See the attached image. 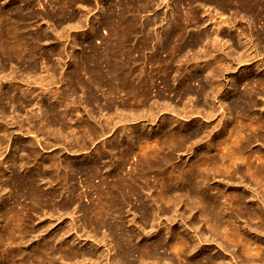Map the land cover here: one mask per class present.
Masks as SVG:
<instances>
[{"label": "bare ground", "instance_id": "1", "mask_svg": "<svg viewBox=\"0 0 264 264\" xmlns=\"http://www.w3.org/2000/svg\"><path fill=\"white\" fill-rule=\"evenodd\" d=\"M39 1L38 4L39 7H41L42 5L40 6V4L42 3H40ZM107 1H108L107 2L108 7L103 3L99 4L100 2L99 1L97 2L96 0L97 2L96 7H98L100 11L98 15L99 17H97L96 21L95 19H92L95 21V23H93L91 26H88L87 30H85L84 28L85 26L83 25L84 26L83 29L86 32L82 33L81 31V34L80 35L78 34L79 36L85 34V38L88 36L90 37L89 38L90 40L87 43L88 44L87 47H89L88 48L89 50H86L87 48L85 47L84 48L81 47L83 48V50H81L79 44H77V39L75 37L74 38L70 37L71 32L70 34L67 35L66 38L63 37L65 40L67 39V41L68 39H70L69 41V44H71L70 46L73 48L74 52H76V50L79 49L78 53L80 54H76L73 52L69 55L70 63L68 64V66L70 65L69 67H72V69L69 68L70 70L66 71V73L64 72L66 77H63L64 75H62L63 73L62 71H59L61 72L60 73L61 77H58L57 82L60 81L59 83L62 82V84L64 85L63 87L62 85L60 86L62 90L59 88V86L58 88L56 87L57 89H55L54 91H51L53 90L52 88L51 90H49L52 84L56 82L55 80L57 77L55 79L54 77H51L48 81L46 80L47 82H45V78L47 79V77H40L39 78L40 81L36 77L34 80L32 79L33 81L28 80L30 83L32 81L33 86L34 83L39 86V89H41L39 92H36L35 90L38 87L37 88L33 87L35 89L30 87V89L27 90L28 92H25L27 88L26 89L22 88L23 89L22 90L21 87L20 88L18 87L19 84L16 83H15L16 87L14 85L10 86L11 92H9L10 88L8 92H6V90L3 89V83L0 84V146L3 144L6 145V150L8 149V147L10 149L13 148L12 153H10V155L7 154V156L5 157L2 156L5 154V151L3 150L4 154L0 152V156L3 157V158L0 157L1 158L0 173L5 172L4 177L6 176L5 177L6 179H4L5 182L2 183L1 181L0 185L2 187L3 184V188H4V185L7 186V184L11 183L13 189L15 190L14 192H16L14 195L8 197L6 200L0 201V218L1 220L6 221L5 222L6 225L4 227L5 231L0 233V246L3 239L6 240V243H8L7 240L11 241L12 243L13 241L16 240L18 241L15 243V246L12 244L11 246H9L10 244L8 246L5 245L6 246V247L4 246L5 249L2 250H1L2 246L0 247V255H1L0 261L1 262L3 260L6 262L14 261L17 258L18 259L17 264H32V263L58 264L59 260L64 262L63 264H66L69 261H76V263L77 261H79V263L80 261L82 262L85 261V264L86 262L87 264H264V193H262L261 196L257 195L261 200V205H260L254 202L253 199H250L249 202H246L247 195L244 193L245 191L244 192L232 191L226 194L223 193L221 189L217 188V191L215 189V193H213L212 189L214 188V186L210 187V185L208 184V182H210L208 179L209 178L208 176H210L209 174L210 168L211 170L213 169L215 171V168H217V170H221V167L223 168V170H226L227 172L229 171L230 174H232V176L238 174L239 171L242 168H244L246 169L245 173H248L249 176H251L252 178H254L253 176H255L256 179L258 180V178L261 177L260 175H264V153H263L264 151H262L261 149L258 150L254 149L255 151L253 153L251 152L253 155L249 153L251 157L254 156L253 158H255V160L253 161H251L250 159L239 160L238 158H235L233 159L234 161L233 160L231 161L230 155L224 154L220 157L226 159L221 160L220 164L217 163V161L214 162L216 163V167L213 166V164L211 165L214 168L212 167L209 168L208 165L201 166L199 164L195 166L194 165L189 166L188 167L189 169L187 170H184L185 168L184 167L183 170H181V172L179 171L180 174L177 173L179 175L177 174L172 175L171 172H169L171 176H169L168 178L166 175L168 180H165L164 182H162L163 180L162 181L160 180V182L158 181L159 183H161V186H159L160 184H158L157 182L159 186L158 188L160 189L159 190L155 189L156 191H158L157 193L153 194L155 195V197H153L152 194L151 196H148L149 192L152 190L150 181H153L152 179L151 180L149 179L150 170L152 168L154 169V167H156L155 169L157 168L162 169L163 166L165 167L168 164H170L172 161L170 160L169 154L174 152L175 149L177 148H179L178 150H180V148L184 147V144L186 143L185 140L188 139L189 135L191 138L192 135L191 132H183L180 130V128L182 127L180 126L181 124L174 125L173 124L174 122H169L168 124L165 122H164L165 124L163 122L162 123L160 122V124L157 125L158 127L155 130L151 128L148 131L146 130L145 133H144L145 130L140 132V130L144 129V126H146L145 123L144 126H142L143 125L142 124L140 128L136 126L129 128L130 137L125 136L127 137L128 142L134 144L133 141L136 140L138 145H140V143L142 142L143 143L155 142V143L151 144L152 146L148 144L149 145L148 150L143 151L142 148L141 152L139 153L136 152V155L139 154V157H136L137 159L139 158V160L137 163L136 161L133 162V164L135 163V165L131 169L129 168L133 165L131 166L128 165L130 167L128 168L127 166L129 170L126 173L124 172V165L127 160L126 158L133 153L134 145L133 147H129L127 145L125 148L122 147L123 149L120 152L121 156H119V158H121V161L114 160L112 158L111 159L109 158V160L105 159L104 162H106L108 166L106 170L109 172V177L112 178L111 179L112 182H109L107 180L108 177H106V174L108 172L105 174L106 178L104 179H101L102 175H100L101 183L105 185L103 189L97 186L95 187V185H93L92 182V179L97 177L101 169L100 168L101 164L99 166L98 165L99 163L97 164V162L101 161L106 156V153L108 155V152H112L114 149H118L119 146L120 147L124 146L123 143L124 139H120V138L118 140L115 139L116 140L115 142H117V144L114 143V141L113 142L108 141L107 144L106 140L105 141L103 140L104 141L103 145L99 144L101 147L98 146L92 152L89 151V153H87L85 158L80 161L74 160L71 162L66 157L62 158L58 154L54 152H50L51 150L48 151L47 149L49 146L47 147L46 150H44V148L47 145L43 147V144L48 140L44 141L42 139H44L43 137L46 135V133L47 134L49 133L50 135L52 134L50 133V131L54 129V126L56 124L60 125L61 128L60 127L59 128L62 129V131L67 128L70 131H72L73 129H74L73 131H76V129L78 128L79 131L82 132V134L81 135L79 134V136H77L74 140L72 137L73 142H71V144H68L70 146L69 148H77L76 150H74V152L76 153L79 150L86 149L87 141L92 143L93 139H95L96 136L101 137L102 135H105L104 132L105 130L107 131V129L113 128V126L108 127L109 121L107 116H106L107 120L104 121L105 123L107 122L108 124L106 123L107 125H104L102 123L101 120L103 116L101 115L102 117L100 119V116L98 115L103 114V112H106V114H112V115L115 114L114 116L112 115L109 116L111 123L114 124H118L119 122L125 120L129 116H133V118H136L137 116L139 118L140 115L146 112L145 111L140 114L138 110H140L141 107L142 108L148 107L149 108L148 110L150 111V113L149 111L148 113L153 118L154 114L156 113H154V111L152 112L153 110L152 105H155L156 103L151 105L150 100L152 101V97L154 96L155 93L154 91H156L155 96L157 97V99L161 101H164L165 99L167 100L168 94L166 95L165 92L175 93V96L177 98H180L179 101H181L184 98H191L196 94L195 95L196 100L193 101L194 103L192 109L190 108L191 111H187V112H189L190 114V112L193 113L194 112L193 110H196L200 114L201 111L203 114V115L201 114V116H203L202 118L208 116H211L212 118L211 108L209 109L203 108L202 110H198V109H199V105L201 104V99L207 102V96L213 94L216 88H218V86H216L217 84L215 85V81L213 82L210 79V77H213L216 73L220 72V70L218 71L216 70L217 67L215 68L213 64L215 65V62H217L218 64L223 63L221 65L225 67L224 65L229 66L228 62H231V60H238L240 62L244 59L243 57L246 55L252 57L250 56L251 55L250 50L252 45L249 46V43L250 44L252 43L251 41L248 42L246 40L244 42H241L239 37L241 33H239V35L236 38L231 36L227 40L225 39L224 42L222 36L223 33L221 30L220 31L218 30L219 32L218 31L213 32L211 30L203 28V30H201L200 32L198 31L196 35L188 34L189 23L191 24L192 22L198 24V26L202 24L205 25L206 23L214 22L213 21L214 16L210 14V12L209 14L208 13L206 14L205 13L206 11H204L206 16L205 17L203 16L202 19L200 16V12L196 10L191 14L188 13L189 14L188 16L187 15L183 16L178 10V5L182 2V0H107ZM113 1H116V3L119 4L118 8L121 7L120 8L121 12L119 10L120 13L119 14L117 13L118 15H115L114 11H112L111 9V5H113ZM189 1L194 2L195 0H189ZM201 1L204 3V5L207 3L215 4L223 12L232 10L233 9L232 7H235L234 8L235 13H243L245 16L250 18L252 17L257 18L262 15L264 16V0H201ZM20 2H25L26 5L29 4L30 6H33L34 4V0H20ZM50 2L51 4L52 2L54 3L58 2L57 5L59 7L58 9L64 15V18L62 19L58 18L59 15H57L52 10V13L47 12L46 15H42V17L40 16V19L46 16L55 24V26H57V23L58 24L65 23L66 21L67 23L68 22L70 24L72 23L73 26L72 25H70L71 27L69 25L68 26L70 27V29L73 28V30L75 29L76 31L77 28H80L79 23H82L80 22V17L83 14L87 13V10H89L88 5L81 6V4H78L79 2L85 3V1L83 0H50ZM152 4H155L158 8L159 6H162L164 7V9L171 11L173 18L170 20V22H168L167 20V14H165L166 11L165 12L163 11L162 15H160V13L158 14V12L157 14L154 13V15L150 17V19L147 16L148 19L146 20L143 19L144 21H140L142 18L139 20L138 13L141 10L139 8L144 7L147 9L150 6H154ZM201 5L203 4L201 3ZM57 6H55V8ZM107 10L111 12H108ZM89 15L87 17H89ZM36 16L37 15L34 11L32 10L24 11L20 6L16 5L15 3H13V5L10 6H3L0 4V69H1L0 72L1 73L2 71L4 72V70L6 71L7 69L6 67L9 64L10 66L11 64H17L19 69L22 71L21 72L22 75L24 73L27 75L28 74L31 75V73H34L35 69H37L36 66L38 64L37 61L38 55L41 54L40 58H42L43 56H45L44 55L45 53H48V55L50 54L48 51H44L40 48H39L40 52L36 50L38 46L40 47L38 43L41 42V39L48 38L46 31L42 30L44 31L42 33L36 31L38 33L35 34H32L27 31V27H26L27 23L31 19H34ZM102 16H104L102 23L103 25H105L106 29H108L107 30L108 32L105 36L101 35L102 36V38L100 36L101 40L100 39L99 41L97 40L96 41L97 44H96L94 42V39L99 36L96 26L98 23L99 24L101 23ZM165 20L166 22L164 25H166V27L163 28L162 31H158V27H157L158 22L162 24ZM218 22L225 23L226 21L222 19ZM229 28L232 29L233 28L232 25H230ZM106 29H104V31ZM258 36L259 39L264 43V27L262 28L261 32H258ZM228 42L231 43L226 44ZM194 48H197L198 52L197 51L194 52L193 51ZM146 49H150V51L148 52L150 54L149 56L146 55L145 53ZM238 49H243L245 51L243 52V50H241V53H239L240 51ZM253 49L254 48L252 46V52H255V54L253 53L252 54L255 55V57H257L256 53L258 52V50L255 48L253 51ZM59 50H60L59 52L61 53V51H63V48H60ZM190 51L193 52L192 55L189 54L186 55ZM247 51L248 53H246ZM235 53H239V55L235 56L234 55ZM54 54L52 53L50 55H54ZM200 56H204L205 58L203 59H205L204 61H206V63L203 62L204 65L202 66H200V64L197 65V63L201 59ZM207 61H209V63ZM45 62H47V60ZM58 62L59 61H57L56 63ZM64 63H66V61H64ZM184 66L185 69L188 70L186 71V73H183L181 70L182 67ZM53 67L55 66L53 65ZM201 68H204L206 69L205 71H207V73L204 76L203 75L200 76V74H196L193 72L194 70H199V69L201 70ZM219 69L222 68L220 67ZM2 74L3 75L0 74L1 75L0 79L5 78L4 73ZM5 74L8 73L5 72ZM9 75L11 76V74ZM84 75H86V77H84ZM12 76L15 75H13L12 73ZM6 78L4 79L5 84L8 82V75ZM185 80L186 81L198 80V84L200 85L199 91L198 90L196 91V89H194L191 84H188V82L186 83ZM28 81L26 80V82ZM10 82L14 83L13 81ZM10 82H8V84ZM18 82L20 83V81ZM158 82H160L162 86L160 85L158 86L157 85ZM180 82L181 83L184 82V83L181 85L180 88L178 87L177 90L173 91L172 87L174 85H179ZM32 83L30 85H32ZM254 84L256 86L258 85V87L261 88L262 90L261 98L262 99L264 98V79L258 78L257 80H255L254 83L252 84L248 83V85H251L250 86V88L252 89V91H250L251 93L249 92L247 97L245 95H241V96L239 95L238 97L241 100L242 98L245 100L248 109H251L252 106L255 105L257 101L256 95H254L255 91L253 92V89L256 88ZM104 88L106 89L104 90L105 92L102 94V98L105 99V102L104 104H101L103 99L100 98V96H98V92L101 89L103 90ZM48 91L51 92V94H48ZM79 92H81V94L83 95L84 94L86 95L80 96L78 95ZM120 92H123L121 93L123 95H121ZM218 93L215 94L217 95ZM43 95L47 97V101L45 99L44 100L47 103L49 102L50 105L52 101H48V99L50 98L52 99V97L56 98V100H54L55 104L52 103L51 108L49 107L45 108L46 105L45 103H43L45 109H41L42 106L41 104L44 101L43 97H41ZM77 95L80 96L78 97V99L76 98ZM29 98L31 99L34 98L35 100L39 98L38 100H36V103L35 101L31 100L33 101V104L39 105L40 106L39 109H41L40 113H38V111L37 113L35 112L36 115L33 116L34 118L33 120H31L32 119L31 116L28 117L31 122L30 125L33 122L34 124H32L31 126L25 125L28 127L25 128V126L23 125L24 120H23V124L21 120H20L21 122L18 119H16L15 121L14 118L16 115L14 117L10 115V117H12L15 121V122L13 121L12 124L9 123V121H6L8 120L6 119L7 117L10 118L9 115L7 114V112H9L6 109L7 103H10L11 105L9 106H12V108H14L13 110L10 107L14 111V114L15 111H17L16 114H18V111L21 110L20 112H22V109H24L27 105H29L28 104ZM170 98L172 97L170 96ZM117 99L120 100L117 101ZM214 99L216 100L215 97ZM31 101L29 102L31 103ZM161 101L160 102L156 101L158 103L156 105L157 107L159 106ZM116 102L118 104H116ZM170 102L169 103L167 102L166 104L165 101L164 104L167 105L168 107L169 105H172ZM218 102L220 103V106L218 105L216 106H218V110H220L223 108L225 102L223 98L222 100L219 99ZM49 104H47V106H49ZM93 104L97 105L96 108H94L95 105L93 106ZM184 104L186 105L185 102ZM262 104H264L263 101ZM173 107H175V105ZM246 108L245 111L250 113V110H246ZM80 109L82 110L84 109V113L86 111L85 115H87V117L86 119H84L83 116L79 115V117L81 116L80 119L82 121L78 122V124L76 123L74 124L73 122L76 121L72 119V114L77 113V110ZM179 111H181V109ZM149 114L147 116H149ZM222 116L223 117L225 116L224 113L222 114ZM79 117H77L76 119H78ZM114 118H118V120L114 121ZM36 119L38 123L35 121ZM71 119L73 120V122L71 121ZM244 119H246V117ZM17 120L21 124L17 122ZM171 120H173V118ZM171 120L169 119V121ZM44 122L45 124H43ZM256 122L260 124L259 125L257 124L258 125L257 127L256 124L254 126L253 125L254 123H252V126L249 129V130L252 129L250 134L248 133L246 135L240 136L241 132L240 133L238 131L235 132V133L238 132V137L236 138L235 136V139H233V141L235 142H233L232 146L236 152L241 153V152L249 151L248 148L250 147L251 143L254 140H257L259 138L260 139L263 138L264 140V133L260 134V129H263L264 126V125L262 126V124H264V113L256 117ZM10 124L11 126L9 127ZM73 125H76V127H74ZM247 126H248L247 128H249L250 125L248 124ZM236 127L238 126L236 125ZM56 129L57 128H55V130ZM60 129H58V131H60ZM55 130L52 132L56 133ZM236 130H241V129L239 128ZM14 132H16L15 135L17 136H15L16 137L15 139L14 138L11 139L9 135ZM119 132L117 133L120 134ZM107 133L109 135V130L107 131ZM136 133H137V138L136 139L134 138L133 140V136H135ZM229 133L231 132L229 131ZM243 133L245 132L243 131ZM24 134L25 135L30 134L33 139L24 137L25 139L26 138L29 139V140H25L26 143H24L22 139L19 138L21 137V135L23 136ZM32 134H34V136ZM114 134L115 133H113V135ZM118 134L116 135L117 137L123 136V135L119 136ZM53 137H54L53 139L56 138L55 136ZM47 138L49 139L50 137L48 136ZM221 140L223 141V139ZM221 140L220 142L217 143L219 144L222 143ZM224 140L226 141V139ZM137 143L135 144L137 145ZM164 147H167V150H169L168 153H166L167 151L166 149H165L166 151L164 150L165 152L162 151ZM20 151L22 152V154L19 156L20 153L18 152ZM44 153L47 154L43 155ZM173 155L175 154L173 153ZM204 155L207 156V154ZM207 158L209 160V157ZM216 159L219 160L218 157ZM256 159H258V162H256ZM230 161L233 163V165H231L232 163H230ZM127 164H129V162ZM167 171L168 170H166L165 173H167ZM76 175L85 176L89 182L88 187L90 185L89 188H91L92 186L93 188L96 189V193H97L96 196L98 195L99 198V199L96 198L98 199L97 201L99 202L98 204L89 206L87 208H84L82 205L80 208H78L79 206L77 207V204L79 205V203L74 202L70 197L72 190L69 185L70 183L73 182V179ZM103 177L104 176H102V178ZM160 178L162 179V177ZM42 182H44V184ZM47 183H49L50 185L46 187L45 189L46 191H43V187L40 184L45 185ZM102 184H98V185L101 186ZM153 184L156 183L152 182V185ZM59 186L61 187L62 192L68 193L69 196L63 195L67 197L66 198L67 200H65L66 202H60L63 203L60 206H59L60 203H58L59 207L56 206V209L57 207L60 209H64L61 211L62 212L64 211L66 213L67 210H70L71 207H74L73 210L68 211V214L69 213L78 214V212L80 211H81L80 215L81 213H83L85 218L88 219V221L85 223L91 228V231L95 234L93 235L95 238L92 236L94 240L92 239L93 243L90 245L91 248L89 250H72L71 248H67L68 242L66 241L67 239L66 236L69 234V232L71 233V231H73L76 236L75 239H72L73 244L76 243V241H78V243H81L86 240L88 241L89 240L88 238H92L90 233L89 235H87L88 234L87 233L86 234L87 237L84 236L85 238H83V235H81L80 234L81 232H79L78 230V226H77L78 223L76 222L74 223L73 220H75V218H73L74 216L71 215L73 216L70 217L71 219L73 218L72 220L73 223L72 222L70 223L73 225H71V227L67 225L70 228L67 227V230H64L62 234L59 231H55V232L53 231L51 232L50 235L47 234L48 236L46 239L43 237L44 242L37 249L27 254L25 252L26 250L22 249L21 245L23 244L24 240H27L28 236H30L32 233L36 232V230L39 229L40 226L38 225L41 224L40 223L36 225L38 227H36L35 224L33 226V221H32L33 219H31L30 212L35 213V211L38 209L42 210L47 206L50 207L51 205H53V202H55L54 200L57 197L56 195H58L56 194V188H59ZM260 192H262V190ZM19 194L26 195V198L29 201L28 207L26 204L27 208L26 207L23 208L19 204L20 203ZM257 194H259V192H257ZM0 196L2 197V195ZM85 196H87L86 193ZM131 198H134V201L136 200L138 203V204L135 203L137 205L136 206L134 205L135 207L133 208L134 209L133 213H135L134 214L135 218L126 220L124 216L126 212L125 209L126 206L130 205ZM181 202L183 203L182 204L183 209L188 211L190 214V216H188L190 220L188 221L189 224H187L183 220V218L178 217V215L176 214L172 220L176 222L175 224H173L172 222L171 224L170 222L168 223V221L170 220L167 221L165 217L164 218L166 219V222L160 220V218L164 216V214L178 212V209L175 208ZM195 210L197 211L195 212V214H193V216L195 215L197 217V220L196 219L194 220V217L192 216V212ZM49 214L52 217L51 215L52 211L49 212ZM46 215L44 214V216ZM242 217H246V219L249 222H251V224L254 226V227H250L247 224V229L249 230L248 232L245 231L246 230V228L244 227L245 225L243 226L237 222L238 219L239 218L242 219ZM155 219H158L156 223L151 222ZM56 220L57 219H55V221ZM200 220L202 221L203 226L204 225L207 226V230L203 228V226L200 223H197V221ZM252 221L254 224L252 223ZM82 223L84 222L82 221ZM147 227H150L151 229H155L154 231L155 234L152 235L145 232L146 234L142 237L141 235L143 234V232ZM43 230L46 231L44 227ZM80 231L86 232V230L84 229L83 230L81 229ZM101 231H104V233L102 237L98 239V232ZM108 237L111 238L109 241H108ZM212 241H215V243L220 247V249H222L221 253H219L218 251H214L213 248L210 249ZM56 242L57 244H59V246L55 244ZM231 247H233V249ZM206 248H208V250H206ZM228 251H234L233 252L234 254H237L238 257H241L239 262L228 261L227 260L228 256L226 254L228 253ZM57 255H59L58 258L56 257ZM2 263L5 264L4 262ZM59 264L62 263L60 262Z\"/></svg>", "mask_w": 264, "mask_h": 264}, {"label": "rangeland", "instance_id": "2", "mask_svg": "<svg viewBox=\"0 0 264 264\" xmlns=\"http://www.w3.org/2000/svg\"><path fill=\"white\" fill-rule=\"evenodd\" d=\"M39 1V0H38ZM38 1L37 0H34V4H33V6H30L29 4L28 5H26L25 4V2H20V0H7V2H6V0H0V4L1 5H3V6H10V5H13V3H15L16 5H18V6H20L24 11H28V10H32V11H34L35 13H36V15L39 17H35L34 19H31L28 23H27V25H26V27H27V31L28 32H30V33H32V34H35V33H38V32H36V31H39V33H42V32H44V31H46V34H47V37L48 38H46V39H44V38H42L41 39V42H39L38 43V45H40V47L38 46V48H36V50H38L39 52H40V50H39V48L40 49H42V50H44V51H48L50 54H54V55H48V53H45L44 55L45 56H43L42 58H40L41 57V54H39L38 55V59H37V61H38V64H37V69H35V75H34V73H31V75L30 74H23L22 75V71L19 69V67H18V65L17 64H11V66H10V64L6 67L7 69H6V71L4 70V72L2 71V73H4V76H5V78L7 77V75H8V82H10V81H13L14 83H9L8 84V82L5 84L4 83V79L2 80V79H0V80H2V81H0V84L1 83H3V89H5L6 90V92H8V90H9V88H10V90H9V92H11V85L13 86H15L16 87V84H19L18 85V87L20 88L21 87V89L23 88V89H26V91L25 92H28L27 90L28 89H30V87L31 88H33V87H38L37 89H35V88H33V89H35L36 90V92H39L41 89H39V86L37 85V84H35L34 83V86H33V83H32V81L35 79V77L36 78H40V77H47V79L45 78V82H47L51 77H54V79L56 78V82L55 83H53L52 84V86L49 88V90H51V88L53 89V90H51V91H54L55 89H57L58 88V86H59V88L62 90V88L60 87L61 85H62V87L64 86L63 84H62V82L61 83H59L60 81H58L57 82V80H58V77H61V75H60V73L61 72H59V71H62L63 73H62V75H64L63 77H66L65 76V74H64V72L66 73V71H68V70H70V69H72V67H69L68 66V64L70 63V61H69V55L71 54V53H73L74 52V50H73V48L70 46L71 44H69V41H70V39H68V41H67V39L65 40L64 38H66L67 37V35L68 34H70V32H71V38H76L77 39V44H79V46H80V49L81 50H83V48L85 47V48H87L86 50H89L88 48L89 47H87V43H88V41L90 40L89 38V36L88 37H86L85 38V34H83L82 36H79L80 34H81V31H82V33H85L86 31L85 30H87V28H88V26H91L93 23H95V21H96V19H97V17H99L98 15H99V13H100V11H99V8L98 7H96V3L99 1L100 3L99 4H105L106 6H107V0H97V2H96V0H83V1H85V3L84 2H79L78 4H81V6H85V5H88V9L89 10H87V13H85V14H83L81 17H80V22H82V23H79V26H80V28H77V31L74 29L73 30V28H71L70 29V25H72V23L70 24L69 22L67 23L66 21H65V23H57V26H55V24L49 19V18H47L46 16L45 17H43V18H41L40 19V16L42 17V15H46V13L47 12H51L52 13V10H53V12H55L57 15H59L58 16V18H64V15L61 13V11L58 9L59 7L57 6L58 5V2H52V4H51V2H50V0H40L39 2L40 3H42V4H40V6L41 7H39V4H38ZM6 2V3H5ZM47 2V3H46ZM111 2V1H110ZM8 3V4H7ZM201 3L203 4V5H201ZM7 4V5H6ZM45 4H47V5H45ZM51 4V5H50ZM115 4V5H114ZM57 6L56 8H55V6ZM113 5L114 6H116L117 8L119 7L118 5V3H116V1H113ZM113 5H111V9H112V11H114V13H115V15H118L120 12H121V10H120V8H116V7H114ZM152 5H154V6H150L149 8H142V7H140L139 9H141L140 11H139V13L140 12H142V13H138V17H139V20L140 21H144L143 19H150V17L151 16H153L154 15V13L155 14H157V12H158V14L160 13V15H162V13H163V11L165 12L166 11V13L165 14H167V20H168V22H170V20L173 18V15L171 14V11H168L167 9H164V7H162V6H159V8L155 5V4H152ZM30 6V7H29ZM44 6H45V8H44ZM48 7H49V9H48ZM108 7V6H107ZM50 8H51V10H50ZM53 8H55V9H53ZM114 8V9H113ZM233 8V9H232ZM231 9L232 10H229V11H221L215 4H205L204 5V3L200 0H195L194 2H190L189 0H182V2L178 5V10H179V12L181 13V15H183V16H188L189 14L188 13H193L195 10L196 11H199L200 12V16H201V18L203 19V16L205 17L206 15H205V13L207 14H209V12H210V14H212L213 16H214V22H211V23H206L205 25L204 24H202V25H200V26H198V24H195V23H192L191 22V24L189 23L188 24V34H193V35H196L197 34V32L199 31H201V30H203V28H206V29H208V30H211V31H213V32H216V31H222V36H223V42L225 41V39L227 40L228 38H230L231 36H233V37H237L238 35H239V33H241V35L239 36L240 37V40H241V42H244L245 40L246 41H248V42H250L251 41V43L252 44H250L249 43V46H253V48L255 49H257L258 50V52L256 53V56L257 57H255V55H253V54H255V52H252V46H251V55L250 56H252V57H249V55H246V56H244L243 58V60L242 61H238V60H231V62H228V64H229V66L228 65H224L225 67H223V65H221V64H223V63H217V62H215V65L213 64V66L216 68V70L218 71V70H220V72H218V73H216L215 75H216V77H215V75L213 76V77H210V79L214 82L215 81V85L216 86H218V88H216V90H215V92L213 93V94H210L209 96H207V102H205V101H203L202 99H201V104L199 105V109L198 110H202L203 108H207V109H209V108H211L212 109V118H211V116H208V117H204V118H202L203 116H201V114H202V112L200 111V114L196 111V110H193L194 112V114L192 113V112H190V114H189V112H187V111H191L190 110V108L192 109V106H193V101H195L196 100V94L194 95V96H192L191 98H184V99H182L181 101H179L180 100V98H177L176 96H175V93H171V92H165L166 93V95H167V100L165 99L164 101H161V100H158L157 99V97L155 96L156 95V91H154L153 93H154V98L152 97V101L150 100V103H151V105L152 104H155V105H152V112L154 111V113H156V114H154V117L152 118L151 117V115L149 114L150 113V111L148 110L149 108L147 107H141L140 108V110H138L139 112H140V114L141 113H143V112H147L148 113V111H149V116H147L148 114L145 112V113H143L142 115H140V117L138 118L137 116H136V118H133V116H129V117H127L125 120H123V121H121V122H119L118 124H114V123H111V120L109 119V116L110 115H112V114H106V112H103V114H99L98 116H100V119H101V117L103 116V118H102V123L104 124V125H107L108 123H109V125H108V127H112L113 126V128H110V129H107V131L109 130V135H108V133H107V131L105 130L104 132H105V135H102L101 137L100 136H96L95 137V139H93V142L92 143H90V142H88L87 141V144H86V149H83V150H79L78 152H74V150H76L77 148H69L70 146L68 145V144H71V142H73V140L77 137V136H79V134L81 135L82 134V132L81 131H79V129H78V131H77V129H76V131H70V130H68V128L67 129H64L63 131H62V129H60L61 127H60V125H58V124H56L55 126H54V129L52 130V131H54L55 130V128H57L56 130H55V132L56 133H54V132H52V131H50V133H52L51 135L48 133H46V135L43 137L44 139H42V140H44V141H46V140H48V141H46V142H44V144H43V147L44 146H46L45 148H44V150H46L47 149V147H48V151L49 150H51L50 152H54V153H56V154H58L59 156H61L62 158H68V160H70L71 162L72 161H74V160H76V161H80V160H82V159H84L85 158V156L87 155V153H89V151H93L95 148H97L98 146L99 147H101L100 145H103V143H104V141L106 140V143L108 144V141L110 142H113L114 141V143H116L117 144V142H115L116 140H118L119 138L120 139H124L123 141V143H124V146H119L118 147V149H114L112 152H108V155H107V153H106V156L101 160L102 162H104V160L106 159V160H109V158L111 159H114V160H118V161H121V158H119V156H121L120 155V152L122 151V149L123 148H125L126 147V145L127 146H129V147H133V145H134V147H133V153L132 154H130V156L129 157H127L126 159V163H125V165H124V172L126 173L129 169H131L132 167H134V165H135V163L133 164V162H135L136 161V163L138 162V160H139V158L137 159L136 157H139V154H137L136 155V152L137 153H139V152H141L142 150L144 151V150H148L149 149V145L148 144H150V146H152L151 144H153V143H155V142H152V143H149V142H146V143H140V145H138V143L136 142V140L135 141H133L134 142V144H132V143H130V142H128V139H127V137H130L129 135H130V129L129 128H132V127H134V126H136V127H138V128H140L141 127V125L142 126H144V123H145V125L147 126H144V129H142V130H140V132H142L143 130H145L144 131V133L146 132V130L148 131L149 129H151V128H153V130H155L158 126L157 125H159L160 124V122L162 123H169V122H174L173 124L174 125H180V126H182L181 128H180V130L181 131H183V132H191L192 133V135H191V138H190V135L188 136V139L187 140H185V144H184V147H182V148H180V150H178L179 148H177V149H175V151L174 152H172V153H170L169 155H170V160L172 161H170L172 164H173V166H172V164L170 163V164H168L167 166H163L162 167V169H160V168H157V169H155L156 167H154V169L152 168L151 170H150V172H149V174H150V177H149V179L151 180H153V181H150V183H151V187H152V190L149 192V194H148V196H151V194H152V196L153 197H155V195H153L154 193H157L158 191H156V190H159L160 188H158L159 186H161V183H159L160 182V180L162 181V182H164L165 180H168V178H169V176H171L170 175V173L169 172H171V174L173 175H176L177 173H179L180 174V172H181V170H183V168H184V170H187V169H189L188 167L189 166H195V165H201V166H207L208 165V167L210 168V167H212V168H214L213 166H215L216 167V163H214V162H216L217 161V163H221L220 161L221 160H225V159H223L222 157H220V156H222V155H230V157H231V161L233 160V159H235V158H238L239 160H248V159H250L251 161H253V160H255V158H253L254 156H252L251 157V155H253L252 153L255 151V150H258V149H261L262 151H264V140H263V138H259V139H257V140H254L252 143H251V145H250V147L248 148V150L249 151H245V152H236L235 150H234V148H233V146H232V144H233V142H235V141H233V139H235V136H236V138L238 137V132L240 133V136L242 135H246V134H250V132H251V130H249L250 128H251V126H252V123H254L253 125L255 126V124L257 125L258 123L256 122V117L257 116H259V115H262L263 113H264V104H262V101H263V103H264V98L262 99L261 97H262V90H261V88H259L258 87V85L256 86L255 84V89H253V92H254V95H256V103H255V105H253L252 106V108L251 109H248V107H247V103H245V100L242 98V100L241 99H239L238 97H239V95L241 96V95H245L246 97L248 96V94H249V92L250 91H252V89L250 88V86L251 85H248V83H254L255 82V80H257L258 78H261V79H264V43L259 39V36H258V32H261V30H262V28L264 27V16L262 15V16H260V17H257V18H250V17H247V16H245L243 13H235V11H234V8L235 7H232ZM116 9V10H115ZM145 11H144V10ZM91 10V11H90ZM119 10H120V12H119ZM89 11V12H88ZM108 12H111V11H109V10H107ZM118 11V12H117ZM204 11H206L205 13H204ZM44 12V13H43ZM97 12V13H96ZM118 13V14H117ZM203 13V14H202ZM62 14V15H61ZM90 14V15H89ZM89 15V17H87ZM146 16V17H145ZM147 16H148V18H147ZM87 17V18H86ZM95 17V18H94ZM46 18V19H45ZM90 18V19H89ZM44 19V20H43ZM92 19H95V21L94 20H92ZM103 19H104V16H102V19H101V23H102V21H103ZM224 20V21H226L225 23H219L218 21H220V20ZM33 20V21H32ZM43 20V21H42ZM45 20H48V21H45ZM92 20V21H91ZM85 21V22H84ZM91 21V22H90ZM203 21V20H202ZM48 22V23H47ZM88 22V23H87ZM165 22H166V20L162 23V24H160L159 22H158V31H162V29L163 28H165L166 27V25H164L165 24ZM31 23V24H30ZM67 23V24H66ZM91 23V24H90ZM100 23V24H101ZM62 24H64V25H62ZM81 24V25H80ZM99 24V23H98ZM97 24V26H96V29H97V31H98V33H99V38L97 37V38H95L94 39V42L96 43V41L98 40L99 41V39H100V36L102 35H106L107 34V30L108 29H106V27H105V25H103V23L100 25H98ZM62 25V26H61ZM70 27H69V26ZM85 27H84V26ZM230 25H232V29L231 28H229L230 27ZM73 26V25H72ZM82 26V27H81ZM163 26V27H162ZM229 26V27H228ZM83 27L85 28V30L83 29ZM105 27V28H104ZM200 27V28H199ZM55 30H54V29ZM38 29V30H37ZM40 29V30H39ZM104 29H106L105 31H104ZM34 32H33V31ZM42 30H44V31H42ZM54 30V31H53ZM57 31V32H56ZM84 31V32H83ZM218 31V32H219ZM59 32H60V34H59ZM76 32V33H75ZM103 32H106V33H103ZM57 33V34H56ZM75 33V34H74ZM79 34V35H78ZM76 35V36H75ZM84 36V37H83ZM102 36H101V38H102ZM57 39H56V38ZM64 37V38H63ZM60 38H61V40H60ZM63 38V39H62ZM44 39V40H43ZM52 39V40H51ZM249 39V40H248ZM60 40V41H59ZM101 40V39H100ZM62 41H63V43H62ZM64 41H67V42H64ZM50 42V43H49ZM68 43V44H67ZM81 43H82V45H81ZM94 43V44H95ZM229 43H231V42H228V43H226V44H229ZM85 44V45H84ZM97 44V43H96ZM99 44V43H98ZM84 45V46H83ZM81 47H83V48H81ZM49 48V49H48ZM60 48H63V51H61V53L59 52L60 50ZM51 49V50H50ZM53 49H54V52H53ZM58 51H57V50ZM254 49H253V51H254ZM62 50V49H61ZM198 49L197 48H194V52H196ZM240 52L239 53H241V50H243V49H238ZM37 51V52H38ZM150 51V49H146L145 50V53H146V55H150L148 52ZM245 50H243V52H244ZM250 51H249V53H250ZM52 52V53H51ZM59 52V53H58ZM64 52V53H63ZM79 52V49H77L76 50V52H74V53H76V54H80V53H78ZM198 52V51H197ZM56 53H57V55H56ZM63 53V54H62ZM191 53V54H190ZM192 51H190L189 53H187L186 55H192ZM200 53V52H199ZM239 53H235L234 55L235 56H238L239 55ZM246 53H248V51L246 52ZM253 53V54H252ZM58 54H60V55H58ZM62 54V55H61ZM201 54V53H200ZM47 55V56H46ZM68 57H67V56ZM49 56V57H48ZM46 57V58H45ZM52 57V58H51ZM58 57V58H57ZM201 57V59L199 60V62L197 63V65H199L200 64V66H202V65H204V63H206V61H204L205 59H203V58H205L204 56H200ZM246 57V58H245ZM43 58H44V60H43ZM62 58V59H61ZM207 58V57H206ZM47 60V62H45L46 60ZM49 59V60H48ZM52 59V60H51ZM183 59H185V58H183ZM203 59V60H202ZM51 60V61H50ZM259 60H260V62H259ZM57 61H59L58 63H56ZM64 61H66V63H64ZM209 61H211V60H209ZM209 61H207L208 63H209ZM262 61V62H261ZM192 62H194V61H192ZM202 64H201V63ZM204 62V63H203ZM211 63V62H210ZM217 63V64H216ZM261 63H262V65H261ZM58 64V65H57ZM14 65V66H13ZM53 65L55 66V67H53ZM61 65V66H60ZM196 65V64H195ZM59 66V67H58ZM222 68V69H219L220 67ZM18 68V69H16V68ZM229 69H228V68ZM68 68V69H67ZM70 68V69H69ZM226 71H225V70ZM65 70V71H64ZM182 72L183 73H186V71H188L187 69H185V66L184 67H182ZM206 69H204V68H201V70L199 69V70H194L193 72L194 73H196V74H200V76H204L206 73H207V71H205ZM0 71H1V69H0ZM19 71V72H18ZM5 72L6 73H8V74H5ZM16 72H17V74H16ZM1 72H0V74L1 75H3ZM12 73H13V75H15V76H12ZM15 73V74H14ZM21 73V74H20ZM221 73V74H220ZM9 74H11V76L9 75ZM218 74H219V76H218ZM0 75V76H1ZM34 75V76H33ZM51 75V76H50ZM88 76V75H87ZM14 79H12V78ZM27 77H29V78H27ZM49 77V78H48ZM84 77H86V75H84ZM31 78V79H30ZM205 78V77H204ZM215 78V79H214ZM7 79V78H6ZM10 79V80H9ZM12 79V80H11ZM33 79V80H32ZM38 79H37V81H38ZM217 79V80H216ZM26 80L28 81H30V80H32L31 81V83H32V85H30L31 83L28 81V82H26ZM47 80V81H46ZM219 80V81H218ZM18 81H20V83L18 82ZM39 81H40V79H39ZM186 81V80H185ZM254 81V82H253ZM188 82V84H191L192 85V87L194 88V89H196V91L198 90L199 91V84H198V80L196 81H194V80H188V81H186V83ZM218 82H220V83H218ZM16 83V84H15ZM24 83V84H23ZM63 83H65V82H63ZM184 82H180V84L179 85H174L173 87H172V89H173V91L174 90H177L178 89V87L180 88L181 87V85L183 84ZM220 84H222V85H220ZM247 84V85H246ZM28 85H30V86H28ZM158 86L160 85V86H162L161 84H160V82H158V84H157ZM7 86H8V88H7ZM29 87V88H28ZM57 87V88H56ZM177 87V88H176ZM221 89H220V88ZM22 89V90H23ZM106 88H104L102 91L100 90L99 92H98V96H100V98H102V94L105 92L104 90H105ZM219 89V90H218ZM61 90H59V91H61ZM155 90V89H154ZM218 90V91H217ZM172 91V92H173ZM220 91V92H219ZM261 91V92H260ZM219 92V93H218ZM121 93H123V92H120V94ZM215 93H218L217 95H218V98H217V95L215 94ZM251 93V92H250ZM43 94H45V93H43ZM48 94H51V92H49L48 91ZM171 94V95H170ZM78 95H80V96H82L83 94H81V92H79L78 93ZM76 96V98L78 99V97H80V96ZM84 95H86V94H84ZM83 95V96H84ZM121 95H123V94H121ZM214 95V96H213ZM220 95V96H219ZM50 96H52V95H50ZM170 96L172 97V98H170ZM212 96V97H211ZM41 97H43V100L45 99L46 101H47V97L46 96H41ZM46 97V98H45ZM156 97V98H155ZM211 97V98H210ZM214 97L216 98V100L214 99ZM40 98V97H39ZM39 98H37L36 100H38ZM209 98V99H208ZM222 98H223V100H224V102H225V104L223 105V108L222 109H220V110H218V106H220V103L218 102L219 101V99L220 100H222ZM103 99V98H102ZM154 99V100H153ZM170 99V100H169ZM191 99V100H190ZM218 99V100H217ZM31 100H33V101H35V103H36V100L34 99V98H29L28 99V104L29 105H27L24 109H22V112H20V111H18V114H16V112L17 111H15V114H14V108H12V106H9V105H11L10 103H7V107H6V109H7V111H9V112H7V114L9 115V117H10V115L12 116V117H14L15 115V121H16V119H18L19 121L21 120L22 121V124H23V120H24V126L25 125H27V126H31L32 124H34V122L30 125V120H29V118L28 117H32V119L31 120H33L34 118H33V116H35L36 115V113H37V111H38V113H40V111H41V109H45V108H51L52 107V103L53 104H55V101L54 100H56V98H53L52 97V99L50 98V99H48V101H52V103H51V105L49 104V102L47 103L45 100L42 102V106H41V109H39L40 108V106L39 105H35V104H33V101H31ZM120 100V99H119ZM118 99H117V101H119ZM173 100V101H172ZM209 100V101H208ZM29 101H31V103L29 102ZM159 101H161V103L159 104V106L157 107L156 105L158 104L157 102ZM166 101V104H167V102L169 103L170 101V103L172 104V105H169L168 107H167V105H165L164 104V102ZM178 101V102H177ZM242 101V102H241ZM104 102H105V99H103L102 100V103L101 104H104ZM154 102V103H153ZM162 102H163V104H162ZM174 102V103H173ZM180 102H181V104H180ZM183 102V103H182ZM184 102L186 103V105L184 104ZM205 102V103H204ZM214 102V103H213ZM43 103H45V105H46V107L44 108V105H43ZM34 106H33V105ZM47 104H49V106H47ZM116 104H118L117 102H116ZM208 104V105H207ZM245 104V105H244ZM95 105V106H94ZM161 105V106H160ZM175 105V107H173ZM207 105V106H206ZM216 105H218V106H216ZM93 106H94V108H96V104H93ZM172 108H171V107ZM189 106V107H188ZM201 106V107H200ZM209 106V107H208ZM13 109H11V108ZM160 107H161V109H160ZM162 107H164V108H162ZM165 107H166V109H165ZM170 107V108H169ZM247 107V108H246ZM156 108V109H155ZM159 108V109H158ZM169 108V109H168ZM181 109V111H179L180 109ZM186 108H187V110H186ZM216 108V109H215ZM245 108H246V110H250V113L249 112H246L245 111ZM11 109V110H10ZM142 109V110H141ZM194 109H195V107H194ZM186 110V111H185ZM217 110V111H216ZM12 113H11V112ZM76 111V110H75ZM79 111V112H78ZM157 111V112H156ZM177 111V112H176ZM216 111V112H215ZM20 112V113H19ZM36 112V113H35ZM34 114V115H32V114ZM186 113V114H185ZM191 113H192V115H191ZM224 113V117L222 116V114ZM252 113V114H251ZM13 114V115H12ZM86 114V111H85V113H84V109L82 110V109H80V110H77V113H73L72 114V119H74V121H76V122H73V120L71 119V121L75 124H78V122H81L82 120L80 119L81 118V116H83V118L84 119H86V117H87V115H85ZM214 114H215V116H214ZM79 115H81L80 117H79ZM102 115V116H101ZM115 115V114H114ZM114 115H112V116H114ZM156 115V116H155ZM203 115V114H202ZM250 117H249V116ZM18 116V117H17ZM26 116H27V118H26ZM106 116L108 117V123L106 124L105 123V121L104 120H107L106 119ZM248 116V117H247ZM252 116H254V117H252ZM256 116V117H255ZM12 117H10V118H6V119H8V120H6V121H9V123H13V121H14V119L12 118ZM77 117H79L78 119H76ZM222 117V118H221ZM246 117V119H244ZM105 118V119H104ZM132 118V119H131ZM152 118V119H151ZM165 118V119H164ZM173 118V120H171ZM210 118V119H209ZM224 118V119H223ZM252 118H254V119H252ZM13 119V120H12ZM169 119L171 120V121H169ZM177 119V120H176ZM221 119V120H220ZM12 120V121H11ZM17 120V122H19ZM80 120V121H79ZM116 120H118V118H114V121H116ZM163 120V121H162ZM165 120V121H164ZM166 120H167V122H166ZM14 121V122H15ZM20 121V122H21ZM29 121V122H28ZM37 123H38V121H37V119L35 120ZM71 121H70V123H71ZM177 121H179V122H177ZM221 121V122H220ZM223 121V122H222ZM19 122V123H20ZM27 122H28V124H27ZM239 122H240V124H239ZM72 123V124H73ZM91 123V122H90ZM164 123V124H165ZM6 124V123H5ZM11 124L9 125V127L11 126ZM21 124V123H20ZM43 124H45V122L43 123ZM92 124V123H91ZM240 125V127H239V125ZM250 125L249 126V128H247L248 126L247 125ZM260 124V123H259ZM258 124V125H259ZM57 125H58V127H57ZM125 125V126H124ZM236 125L242 130H236V129H239L238 127H236ZM241 125H242V127H241ZM258 125H257V127H258ZM264 124H262V126H263ZM27 126H25V128H28ZM74 127H76V125H73ZM115 126V127H114ZM127 126V127H126ZM235 126V127H234ZM253 126V127H254ZM60 127V128H59ZM150 127V128H149ZM252 127V128H253ZM12 128H13V126H12ZM122 128V129H121ZM233 128H234V130H233ZM58 129H60V131L62 132H60V131H58ZM70 129V128H69ZM125 129V130H124ZM231 129H232V131H231ZM66 130V131H65ZM110 130H112V131H110ZM117 130V131H116ZM121 131V132H119V131ZM261 130H263V131H261ZM70 131V132H69ZM129 131V132H128ZM229 131L231 132V133H229ZM236 131H238L237 133H235ZM243 131L245 132V133H243ZM59 132V133H58ZM73 132H74V134H73ZM117 132H119L120 134H118ZM128 132V133H127ZM106 133H107V135H106ZM113 133H115L114 135L116 136L117 134L119 135V136H122V137H115L114 135H113ZM117 133V134H116ZM126 133H127V135H126ZM230 134V137H229V134ZM264 133V126H263V129H260V134H263ZM16 134V132H14V133H12V134H10L9 135V137L12 139V138H16L15 136H17V135H15ZM27 135V136H26ZM24 134L23 136L21 135V137H19L20 139H22V141L24 142V143H26V141L25 140H29V139H31L32 137H31V135L30 134ZM33 136H34V134H32ZM57 135V136H56ZM75 135V136H74ZM228 135V136H227ZM50 137L49 139L47 138V137ZM53 136H55L56 138L55 139H53L54 137ZM107 136H110V137H107ZM125 136H127V137H125ZM225 136H226V138H225ZM234 138H233V137ZM24 137H28V138H24ZM39 137H40V135H39ZM42 137V136H41ZM57 137H58V139H57ZM72 137H73V140H72ZM193 137V138H192ZM224 137V138H223ZM60 138V139H59ZM134 138L136 139L137 138V133H136V135L135 136H133V140H134ZM227 138H229V139H227ZM33 139V138H32ZM68 140V142H67V140ZM114 139V140H113ZM116 139V140H115ZM126 139V140H125ZM218 139H219V141H218ZM221 139H223V141L221 140ZM224 139H226V141L224 140ZM232 141H231V140ZM41 140V141H42ZM57 140V141H56ZM71 140V141H70ZM89 140V139H88ZM104 140V141H103ZM220 140L222 141V143H217V142H220ZM70 141V142H69ZM127 141V142H126ZM225 141V142H224ZM53 142H55V143H53ZM46 143H48V144H46ZM67 143V144H66ZM123 143H121V144H123ZM135 143H137V145L135 144ZM231 143V144H230ZM55 144V145H54ZM100 144V145H99ZM131 144V145H130ZM143 144V145H142ZM220 146H219V145ZM50 145H51V147H50ZM54 145V146H53ZM2 146V147H1ZM0 146V152H2L3 153V150L5 151V154L4 155H2V156H7V154L8 155H10V153H12V149H10L9 147H8V149L6 150V145H1ZM3 146H5V147H3ZM137 146V147H136ZM141 148H140V147ZM54 147V148H53ZM123 147V148H122ZM139 147V148H138ZM3 148V149H2ZM85 148V147H84ZM143 148V149H142ZM145 148V149H144ZM136 149V150H135ZM140 149V150H139ZM142 149V150H141ZM167 150V147H164L163 149H162V151L163 152H165L166 150ZM255 149V150H254ZM135 150V151H134ZM165 150V151H164ZM177 150V151H176ZM253 150V151H252ZM11 151V152H10ZM119 151V152H118ZM168 151L169 150H167L166 151V153H168ZM114 152V153H113ZM252 152V153H251ZM18 153H20L19 154V156L22 154V152L20 151V152H18ZM18 153H15V154H18ZM43 153V152H42ZM173 153L175 154V155H173ZM203 153V154H202ZM249 153H251V155L249 154ZM264 153V152H263ZM47 153H44L43 155H46ZM204 154H207V156H205ZM136 155V156H135ZM163 155V154H162ZM171 155H173V156H171ZM202 155H203V157H202ZM208 155H210V156H208ZM250 155V156H249ZM2 156H0L1 158H3ZM108 156V157H107ZM133 156V157H132ZM206 157V158H205ZM207 157H209V160H208V158ZM219 158V160L218 159H216V158ZM250 157V158H249ZM0 158V159H1ZM221 158V159H220ZM199 162H198V161ZM207 160V161H206ZM211 160V161H210ZM101 161H98L97 162V164L100 166V164H101V166H100V172L98 173V175H97V177H95V178H93L92 179V182H93V185H95V187L97 186V187H99V188H101V189H103V187H105V185L104 184H102L101 183V179H104V178H106V177H108L107 178V180L109 181V182H112V178L111 177H109V172L106 170V168L108 167L107 166V164H106V162H104V163H102ZM195 161V162H194ZM209 161V162H208ZM230 161V163H232ZM234 161V160H233ZM129 162V164H127ZM212 162V163H211ZM227 162V161H226ZM256 162H258V159H256ZM181 163H182V165H181ZM192 163V164H191ZM209 163V164H208ZM106 164V165H105ZM176 164V165H175ZM213 164V166H211ZM218 164V165H219ZM128 165H133V166H128ZM184 165V166H183ZM231 165H233V163L231 164ZM127 166H128V168H127ZM140 166H141V164H140ZM175 166V167H174ZM177 166V167H176ZM171 168V169H170ZM220 168V167H219ZM174 169H177V170H174ZM106 170V171H105ZM126 170V171H125ZM154 170V171H153ZM160 170H162V171H160ZM166 170H168L167 171V173H165L166 172ZM170 170V171H169ZM222 170V171H221ZM221 170H217V168H215V171L212 169L211 170V168H210V176H208L209 178V181L210 182H208V184L210 185V187H213L214 186V188L212 189V192L213 193H215V189H216V191H217V188L218 189H221L222 191H223V193H230V192H232V191H239V192H244L246 195H247V197H246V202H249V200L250 199H253L254 200V202H256V203H258V204H260L261 205V200L259 199V195L261 196L262 195V193H264L263 192V190H264V175H260L261 177H259L258 178V180L256 179V177L255 176H253L254 178H252L251 176H249V174L248 173H245L246 172V169H244V168H242L240 171H239V173L238 174H236V175H234V176H232V174H230V172L228 171H226V170H223V168L221 167ZM158 171V172H157ZM177 171V172H176ZM180 171V172H179ZM108 172V173H107ZM152 172V173H151ZM5 172H1L0 173V182L2 181V183H4L5 181H4V179H6L5 177H4V174ZM23 173H25V172H23ZM107 173V174H106ZM155 173V174H154ZM105 174H106V177H105ZM151 174H152V176H151ZM154 174V175H153ZM162 174V175H161ZM163 174H164V176H163ZM179 174H177V175H179ZM100 175H102V176H104L103 178H102V176H101V179H100ZM166 175H167V177H166ZM155 176V177H154ZM3 177V178H2ZM157 177V178H156ZM160 177H162V179L160 178ZM156 178V179H155ZM211 178V179H210ZM100 179V180H99ZM260 180V181H259ZM159 181V182H158ZM100 182V183H99ZM152 182H154V183H156L157 184V182H158V184H160L159 186H158V184L156 185V184H153L152 185ZM43 184H44V182H42ZM43 184H40V185H42V187H43V191H46L45 189H46V187L47 186H49L50 184L49 183H47V184H45V185H43ZM88 184H89V182H88V179L85 177V176H81V175H76L75 177H74V179H73V182L72 183H70L69 185H70V187H71V190H72V193H71V195H70V197L72 198V200L74 201V202H76V203H79V205L77 204V207L78 208H80L81 207V205L84 207V208H87V207H89V206H92V205H95V204H98L99 202H97L98 201V195L96 196V189L95 188H93L92 186H91V188H89L90 187V185H89V187H88ZM98 184H102L101 186H99ZM87 185V186H86ZM156 185V186H155ZM178 185V184H177ZM154 186V187H153ZM88 187V188H87ZM177 187V186H176ZM179 187V186H178ZM3 188V184H2V187H1V185H0V195H2V197H1V199H0V201L1 200H6L8 197H11L12 195H14L16 192H14L15 190L13 189V187H12V185H11V183H9V184H7V186H5L4 185V188ZM158 188V189H157ZM180 188V187H179ZM7 189V190H6ZM156 189V190H155ZM2 190V191H1ZM91 190V191H90ZM262 190V192H260ZM152 191H154V192H152ZM156 191V192H155ZM255 191V192H254ZM259 192V194H257V192ZM2 192V193H1ZM60 192H61V194H60ZM82 192H84V193H82ZM254 192V193H253ZM82 193V194H81ZM85 193H86V195L87 196H85ZM256 193V194H255ZM56 194H58V195H56L57 197L55 198V202H53V205H51L50 207L49 206H47V207H45L44 209H38V210H36L35 211V213L34 212H30L31 214V219H33L32 221H33V226H34V224H35V226L36 225H38V224H40V225H38V226H40L39 227V229L38 230H36V232H34V233H32L30 236H28L27 237V240H24V242H23V244L21 245L22 246V249H25L26 251V253L28 254V253H30V252H32V251H34L35 249H37L43 242H44V238L46 239L47 238V236L48 235H50L51 234V232H55V231H59L61 234L64 232V230H67V227L68 226H70L71 227V225H73V224H71L70 222H72V220H73V218H75V220H73L74 221V223L76 222V223H78L77 224V226H78V230H79V232H81L80 234L81 235H83V238H85V237H87V235H89V233H90V235H91V237L93 236V235H95L92 231H91V228L85 223V222H87L88 221V219L87 218H85V216L83 215V213H81V215H80V212H78V214L76 215V214H72V213H69L68 214V211H71V210H73V208L74 207H71L70 208V210H67L66 211V213L64 212H62L61 210H64V209H60V208H58L61 204H63V203H60V202H66L65 200H67L66 198L67 197H65V196H63V195H66V196H69V194L68 193H63L62 192V189H61V187L59 186V188H56ZM68 194V195H67ZM252 194V195H251ZM254 194H255V196H254ZM144 195V194H143ZM258 195V196H257ZM23 196V197H22ZM25 196V197H24ZM146 197V196H145ZM257 197V198H256ZM96 198H98V199H96ZM96 199V200H95ZM76 200V201H75ZM94 200V201H93ZM223 200V199H222ZM96 201V202H95ZM19 204L23 207V208H25L26 207V204H27V207H28V205H29V201H28V199L26 198V195H21V194H19ZM58 203H60L59 204V206H58ZM132 203V204H131ZM131 203H130V205H128V206H126V209H125V219L126 220H130V219H134L135 218V213H133L134 212V207L138 204L137 203V201L135 200L134 201V198H131ZM135 203H137V204H135ZM56 204V205H55ZM183 203L181 202V203H179L178 205H177V207L175 208V209H178V212H172V213H169V214H164V216H162L161 218H160V220H163L164 222H166V219H167V221L168 220H170V221H168V223L170 222V224H171V222L173 223V224H175L176 222H174V221H172L173 220V217L175 216V214L176 215H178V217H180V218H183V220L187 223V224H189V222L188 221H190L189 220V218H188V216H190V214H189V212L188 211H186V210H184L183 209V205H182ZM19 205V206H20ZM24 205V206H23ZM88 205V206H87ZM135 205V206H134ZM20 206V207H21ZM56 206H58L57 207V209H58V211H57V209H56ZM75 206V205H74ZM19 207V208H20ZM26 207V208H27ZM53 207H55V208H53ZM2 208V207H1ZM3 209V208H2ZM47 209V210H46ZM53 209H55V210H53ZM60 210V211H59ZM127 210H128V212H127ZM39 211V212H38ZM52 211V217L50 216V214H49V212H51ZM55 211V212H54ZM57 211V212H56ZM182 211V212H181ZM197 210H195V211H193L192 212V216H193V214H195V212H196ZM43 214H42V213ZM47 212V213H46ZM54 212V213H53ZM60 212V213H59ZM34 213V214H33ZM58 213V214H57ZM66 214V215H63V214ZM174 213V214H173ZM180 213V214H179ZM182 213V214H181ZM44 214L46 215V216H44ZM49 214V215H48ZM61 214V215H60ZM68 214V215H67ZM171 214V215H170ZM71 215H73V216H71ZM76 215V216H75ZM167 215H169V216H167ZM173 215V216H172ZM183 215V216H182ZM50 217V218H48V217ZM59 216H61V217H59ZM185 216V217H184ZM57 217V218H56ZM70 217H73L72 219L70 218ZM80 219H79V218ZM82 217V218H81ZM166 219H165V218ZM170 217V218H169ZM187 217V218H186ZM194 217V220L196 219L197 220V217L194 215L193 216ZM43 218V219H42ZM59 218V219H58ZM61 218V219H60ZM163 218V219H162ZM169 218V219H168ZM55 219H57L56 221H55ZM77 219V220H76ZM83 219V220H82ZM200 219V218H199ZM79 220V221H78ZM86 220V221H85ZM82 221L85 223H82ZM158 221V219H155V220H153V221H151V222H154V223H156ZM201 221V220H200ZM200 221H197V223H200L202 226H203V224H202V221L200 222ZM5 222L6 221H4V220H1V218H0V233H2L3 231H5ZM238 223H240L241 225H245L244 227L246 228V230H245V228H244V230L246 231V232H248L249 230L247 229V224L250 226V227H254L252 224H251V222H249L247 219H246V217H242V219H238V221H237ZM73 223V222H72ZM81 223H82V225H81ZM252 223H253V221H252ZM50 224H51V226H50ZM254 224V223H253ZM68 225V226H67ZM38 226H36V227H38ZM85 226V227H84ZM43 227H44V229H46V231H44L43 230ZM47 227H48V229H47ZM64 229H63V228ZM70 227H68V228H70ZM203 228H205L206 230H207V226L206 225H204L203 226ZM60 229H63V230H60ZM86 230V232L85 231H80V230ZM41 230V231H40ZM152 230V231H151ZM205 230V231H206ZM62 231V232H61ZM89 231V232H88ZM155 229H151L150 227H147L146 229H145V231L143 232V234L141 235L142 237L146 234V233H148V234H152V235H154L155 234ZM40 232V233H39ZM146 232V233H145ZM73 231H71V233L69 232V234L66 236V238L68 239H66V241L68 242L67 243V248H71L72 250H89L91 247H90V245L93 243V240H94V238L92 237V238H88L89 240L87 241H83V242H81V243H78V241H76V243H72L73 242V240L72 239H75V233H74V235H73ZM88 233V234H87ZM103 233H104V231H101V232H98V239L100 238V237H102V235H103ZM254 233V232H253ZM43 234V235H42ZM46 234V235H45ZM48 234V235H47ZM87 234V235H86ZM46 237H45V236ZM71 235V236H70ZM41 236H42V238H41ZM71 238H70V237ZM73 236H74V238H73ZM85 236V237H84ZM97 236V235H96ZM44 237V238H43ZM93 239V240H92ZM111 238L110 237H108V241L110 240ZM8 241V243H6V240L5 239H3L2 240V243H1V250L2 249H5V247L6 246H8L9 244V246H11V244L12 245H14L15 246V243L16 242H18L17 240L16 241H13V243L11 242V241H9V240H7ZM92 241V242H91ZM10 242V243H9ZM26 242V243H25ZM85 243V244H84ZM55 244H57V242L55 243ZM6 245V246H5ZM58 246H59V244H57ZM56 245V246H57ZM60 245H61V243H60ZM5 246V247H4ZM13 247V246H12ZM213 248V250L214 251H218L219 253H221L222 252V249H220V247L215 243V241H212L211 242V247H210V249H212ZM232 249H233V247H231ZM102 250V249H101ZM206 250H208V248H206ZM234 251H228V253H226L227 254V260L228 261H237V262H239V260L241 259V257H238L237 256V254H234L233 253ZM30 255H32V254H30ZM57 258L59 257V255H57L56 256ZM0 258H1V255H0ZM2 262H4L5 264H17L18 263V259L16 258L14 261H8V262H6V261H2ZM1 261H0V264H3ZM64 263V262H62V261H58V264L59 263ZM73 262V263H72ZM38 263V262H37ZM78 264L79 263V261H77V263H76V261H69V262H67L66 264ZM33 264V263H32ZM79 264H85V261H80V263ZM86 264H87V262H86Z\"/></svg>", "mask_w": 264, "mask_h": 264}]
</instances>
